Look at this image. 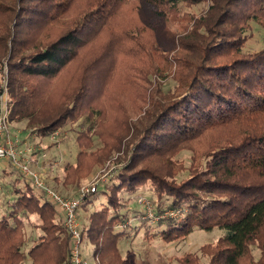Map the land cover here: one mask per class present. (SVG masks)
<instances>
[{
	"label": "trees",
	"instance_id": "1",
	"mask_svg": "<svg viewBox=\"0 0 264 264\" xmlns=\"http://www.w3.org/2000/svg\"><path fill=\"white\" fill-rule=\"evenodd\" d=\"M253 21L264 30V0H0V74L24 139L82 121L61 176L74 187L124 149L81 196L97 264H132L120 243L131 218L148 240L225 230L179 264H264V45L245 50ZM8 165L0 264H72L57 205ZM141 188L153 217L129 206L125 193Z\"/></svg>",
	"mask_w": 264,
	"mask_h": 264
},
{
	"label": "rangeland",
	"instance_id": "2",
	"mask_svg": "<svg viewBox=\"0 0 264 264\" xmlns=\"http://www.w3.org/2000/svg\"><path fill=\"white\" fill-rule=\"evenodd\" d=\"M208 7V3L203 2L194 6L191 10L195 13H201ZM182 10H188L182 7ZM264 30L261 26L253 21L251 30L252 37L246 42L245 50L259 49L264 45ZM4 82V76L0 74V88ZM174 81L172 78L168 79L165 83V87H172ZM82 121L69 122L62 129H58L50 136L41 138L34 142L29 140V143L33 147V156L40 153L41 160H45L44 164L41 161L35 159L32 164L33 170H35L40 177L43 178L45 184L49 185L57 193L65 198L77 196L84 186L92 184L94 181L101 180L103 177L106 179L114 167L124 160V149L116 151L113 157L107 160L102 165H95L91 172L85 176L82 183L79 186H65L62 182L63 167L71 161H75V156L78 151L76 143V132L80 128ZM10 129L13 136L24 139L27 137V131L24 128V123L10 122ZM101 146V142L95 137L93 148ZM36 158V157H35ZM15 176V175H11ZM7 178V177H6ZM9 178V176H8ZM5 179V178H4ZM126 197H131L129 206L136 210L143 209L142 202L137 201L139 196L150 197L151 192L148 188H141L133 194L125 193ZM143 199V197H141ZM100 203L97 201L90 208H99ZM80 216L78 217L80 225L85 223L87 219V212L80 209ZM139 221L135 218H131V225L126 228H122L127 233L124 234V239L121 243V248L124 255H129L132 258V264H179L175 259L176 257L184 254L187 251H198L200 245L207 242L216 241L221 235L224 234L223 228H214L213 230H204L195 228L192 233L184 240H178L175 242H166L159 237H155L152 240L145 239V227L137 224ZM139 229V232L137 230ZM28 232H33L31 227L28 226ZM40 233V230H37ZM93 246L90 242L84 238L82 241V253L85 260L91 264H97L96 260L92 258ZM258 249H254V253L258 254ZM208 264V258L202 256V263Z\"/></svg>",
	"mask_w": 264,
	"mask_h": 264
},
{
	"label": "built area",
	"instance_id": "3",
	"mask_svg": "<svg viewBox=\"0 0 264 264\" xmlns=\"http://www.w3.org/2000/svg\"><path fill=\"white\" fill-rule=\"evenodd\" d=\"M5 82V81H4ZM2 82L4 90L0 92V166L9 168L8 164L13 167H18L20 171L28 177L33 185L42 193H44L50 200H52L58 207L61 219L64 226L71 234L72 241L70 247V260L72 264H91L85 260L82 253V235L81 225L78 219V209L81 205V196L88 192L96 190L97 185L104 181L103 177L100 181H94L92 184L82 187L79 195L65 198L54 191L49 185L45 184L43 178L33 170L32 164L35 157L32 154L33 147L27 140L15 137L11 133L10 119H9V105L8 96L5 83ZM2 185L0 183V192ZM140 201L147 207L148 214L153 217L151 210V203L145 198H140ZM171 212L170 214H173Z\"/></svg>",
	"mask_w": 264,
	"mask_h": 264
},
{
	"label": "crops",
	"instance_id": "4",
	"mask_svg": "<svg viewBox=\"0 0 264 264\" xmlns=\"http://www.w3.org/2000/svg\"><path fill=\"white\" fill-rule=\"evenodd\" d=\"M32 138H30L29 140L31 141V140H33L34 142H37L38 140H39V138H38V136H36V135H33V136H31ZM25 138H27V137H25ZM24 140H26V139H24ZM29 140H27V142H29ZM36 153V152H35ZM36 158L35 159H38V161H41V164H44V162H45V160H41V158L42 157H40V153L39 154H36V156H35ZM6 167L5 166H0V177H2V176H4L5 178L7 177L6 176V174H7V172H6Z\"/></svg>",
	"mask_w": 264,
	"mask_h": 264
}]
</instances>
